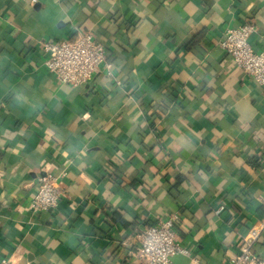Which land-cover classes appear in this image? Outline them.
<instances>
[{"label": "crops", "instance_id": "0c3cea01", "mask_svg": "<svg viewBox=\"0 0 264 264\" xmlns=\"http://www.w3.org/2000/svg\"><path fill=\"white\" fill-rule=\"evenodd\" d=\"M244 23L264 51V0H0V259L146 264L139 230L172 214L175 264L236 254L264 218V85L220 47ZM84 31L114 75L61 84L43 43ZM49 172L60 204L34 213Z\"/></svg>", "mask_w": 264, "mask_h": 264}, {"label": "built area", "instance_id": "2783aa9c", "mask_svg": "<svg viewBox=\"0 0 264 264\" xmlns=\"http://www.w3.org/2000/svg\"><path fill=\"white\" fill-rule=\"evenodd\" d=\"M254 26L244 23L226 30L220 41L221 49L259 85H264V51H258L250 42ZM47 52L46 65L61 84L85 86L96 72L103 69L113 76L114 63L107 54L106 45L90 31L81 32L76 38L47 40L43 43ZM120 82H118L119 84ZM63 190L59 177L46 173L39 179L38 190L30 203L34 213L56 209ZM224 207H219L220 213ZM179 214L145 225L138 233V257L146 264H175L174 256L186 253L178 236ZM264 234V218L255 223L244 236L240 249L225 264H264V255H259L255 245ZM0 264H17L8 257Z\"/></svg>", "mask_w": 264, "mask_h": 264}]
</instances>
